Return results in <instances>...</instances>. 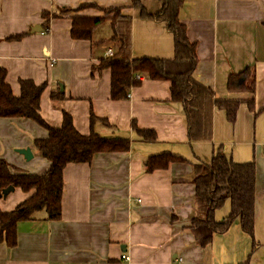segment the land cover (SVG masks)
<instances>
[{
	"label": "crops",
	"instance_id": "0c3cea01",
	"mask_svg": "<svg viewBox=\"0 0 264 264\" xmlns=\"http://www.w3.org/2000/svg\"><path fill=\"white\" fill-rule=\"evenodd\" d=\"M142 2L151 14L162 6L159 0ZM64 7L71 10L62 12ZM100 7H119L132 18L131 58L175 56L167 25L143 17L133 0H0V67L13 93L20 95L21 79L46 84L40 112L49 125L60 127L68 112L83 134L94 128L131 142L128 151L67 164L61 219L48 220L43 210L19 221L17 246L0 243V264H264V0H185L180 11L197 44L195 79L216 98L242 100L235 122L214 108L207 141H191L188 117L183 104L172 101L170 81L143 78L129 97H111V68L99 65L110 49L116 52L117 42L113 13ZM75 16L105 19L92 39H79L71 33ZM246 68L253 71L254 92H231L230 75ZM134 124L154 130L157 140L143 138ZM48 136L31 118L0 117V156L22 172L43 174L50 162L34 141ZM27 147L30 160L17 151ZM219 147L237 163L256 164L254 236L237 218L203 247L189 228L197 213L195 164L212 162ZM165 152L186 160L147 171L145 161ZM34 192L16 188L0 197V209L11 211ZM231 208L228 199L216 219L226 218Z\"/></svg>",
	"mask_w": 264,
	"mask_h": 264
},
{
	"label": "trees",
	"instance_id": "16d2710c",
	"mask_svg": "<svg viewBox=\"0 0 264 264\" xmlns=\"http://www.w3.org/2000/svg\"><path fill=\"white\" fill-rule=\"evenodd\" d=\"M159 11L149 13L142 0H133V6L141 15L164 22L175 38V56L164 58H131L132 18L122 14L121 8H102L107 15L112 14L113 36L117 50L113 56L103 59L100 69L111 68L113 99H125L130 90L139 86L143 78L167 80L171 82L172 101L183 104L189 120L191 141H207L212 137L213 111L219 108L227 113L228 120L235 122L242 103L240 99L216 98L214 91L198 82L194 72L198 64L197 44L190 40L187 26L180 18L185 0H159ZM84 6L99 7L97 4ZM62 12L70 11L62 8ZM104 17H73L71 33L74 38L92 39L95 28ZM14 36L11 38H20ZM7 71L0 67V117H26L35 120L49 131V136L36 139L34 145L39 154L49 160L50 168L43 174H29L8 163L0 156V197L3 191L13 185L24 191L35 190L29 198L21 201L15 209H0V243L5 241L10 247L18 244L17 225L19 221L33 219L38 211H45L48 220L62 217V198L64 191V169L69 163H89L99 152H123L130 149V140L122 137H105L92 128L89 134L81 133L74 125L73 118L64 112L60 127L49 125L42 117L41 95L46 84L38 85L31 79H21V93L15 95L6 80ZM254 74L251 68L230 75L228 87L231 92H254ZM53 98L60 95L52 94ZM249 106L252 108L254 99ZM92 124L97 117L92 114ZM109 124L106 120L101 119ZM138 133L146 140H157L154 130L139 129ZM184 157L165 152L151 156L145 161L147 171L167 169L170 164L185 161ZM197 213L189 226L199 245L211 243L214 234L226 232L235 219L240 218L245 232L254 236L255 229V162L237 163L228 157L223 147H219L212 162L195 164ZM231 200V212L223 220H217L215 212Z\"/></svg>",
	"mask_w": 264,
	"mask_h": 264
},
{
	"label": "water",
	"instance_id": "95a60500",
	"mask_svg": "<svg viewBox=\"0 0 264 264\" xmlns=\"http://www.w3.org/2000/svg\"><path fill=\"white\" fill-rule=\"evenodd\" d=\"M33 30L36 31V29H33ZM38 30L41 31L42 30V27H39ZM17 151L19 153L23 154L26 157V159H28V160L32 159L33 156H34L31 148H29V147H27V148H20ZM15 189H16V187L13 186V185H11V186L7 187L6 189H4V191H3L4 197H7L10 193H12L13 191H15Z\"/></svg>",
	"mask_w": 264,
	"mask_h": 264
},
{
	"label": "built area",
	"instance_id": "2783aa9c",
	"mask_svg": "<svg viewBox=\"0 0 264 264\" xmlns=\"http://www.w3.org/2000/svg\"><path fill=\"white\" fill-rule=\"evenodd\" d=\"M108 54H109L110 56H113V55L115 54V51H114L113 49H110L109 52H108ZM55 61H56V59H52L51 63L53 64ZM123 257H124L125 259H129V256L126 255V254L123 255Z\"/></svg>",
	"mask_w": 264,
	"mask_h": 264
}]
</instances>
